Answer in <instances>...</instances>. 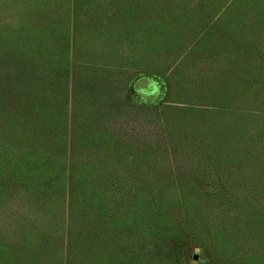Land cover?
<instances>
[{"label": "trees", "instance_id": "1", "mask_svg": "<svg viewBox=\"0 0 264 264\" xmlns=\"http://www.w3.org/2000/svg\"><path fill=\"white\" fill-rule=\"evenodd\" d=\"M174 1L73 0L64 23L37 5L52 0H0V264H173L174 203L195 209L196 181L214 206L211 246L227 260L216 264H264L263 0H229L217 16L245 1L256 14L208 37L224 41L215 65L238 80L220 68L193 79H214L213 101L226 105L165 101L185 117L161 126L157 149L148 129L118 128L124 114L101 100L161 53L157 30L190 7ZM94 40L123 64L86 60Z\"/></svg>", "mask_w": 264, "mask_h": 264}, {"label": "rangeland", "instance_id": "2", "mask_svg": "<svg viewBox=\"0 0 264 264\" xmlns=\"http://www.w3.org/2000/svg\"><path fill=\"white\" fill-rule=\"evenodd\" d=\"M52 1L53 2H48L47 4L38 2L37 5L39 8L43 7L48 10L46 13L48 17H53L61 22L68 23L71 16L70 10L73 6V0ZM153 1L155 2V0ZM159 1L167 6L170 5V2L174 5L181 2L174 0ZM159 1L156 0L157 3ZM228 1L229 0L185 1V3L190 5L187 13L177 15L173 18L167 23L166 29L164 27L157 30L159 34L162 33L163 30L166 32L165 35H163V43L159 48L161 53L155 55L154 60L147 59L146 63L148 66H141L137 71H134V68L126 72L124 71L122 74L123 77L119 79L116 88H114V91H117V97L114 100L111 101L101 94V100L103 102L111 104L117 113L124 114L121 120H118V128L125 130L132 127L142 128L143 130L148 129L146 132L148 138H155L152 144L150 143L149 149H157L159 144H165L163 133L160 132L161 126L174 122L179 123L182 118L185 117L183 113L181 118H174L176 114L175 106L164 103L165 101H188V99L193 96L194 101L197 103H205L206 100L207 103L213 102L219 105H226L225 102L213 101L214 79L207 81L201 80L199 82H193V79L197 77V73H202L201 75L205 73L209 76L213 74L212 70H218L220 68L218 77H223V79L226 80L229 78L238 80V76L235 74L236 68L232 69L231 66L226 64L220 67L215 65L218 61L221 63L219 59L220 56L218 55L227 50L224 41L215 40L218 39V33H221L218 36L224 35L222 32L229 26H236L234 23L241 20L240 17H246L248 20L250 17H254L256 11L253 9V3L248 4L247 1H245L244 4L241 3L234 7V16L232 10L228 9L223 10V13L217 16L216 14ZM258 3L262 6L264 0L262 4L258 0ZM31 5L34 6V3L32 2ZM54 6H56V8H53ZM155 20H157V18H155ZM206 29H210L211 32H206ZM201 33H204L203 36H200ZM211 34L215 36L214 41L208 38ZM197 37H200V39L198 43L192 47L190 42ZM95 41L96 40H94L93 49L89 50V53H86L84 57L86 60L97 59L99 62L111 64H118L117 62L119 61V64H123L120 58L110 55L108 44H104L100 41L96 43ZM117 49V53H125V51L127 52L128 50L126 46L125 48L120 46L119 48L117 47ZM86 50L88 51V49ZM183 53V57H180ZM215 54H217V56H215ZM208 63L210 64L205 68ZM171 66H173V68L170 71ZM142 68L144 70H141ZM176 68H179V71H176ZM190 79L192 80L190 81ZM239 82L244 83L242 79H239ZM225 83V80H223L221 85L225 86ZM240 93L243 94V90ZM201 97H204L205 100ZM250 98L251 97L247 93L246 96H239L236 101L242 106H250L252 101L248 104L245 103ZM160 102L161 105L159 104ZM62 108H64L62 113L65 115L67 109L63 107V105ZM222 117L224 116H220V118ZM149 142L146 139L147 146ZM173 181L174 180H172V185ZM192 183L195 186L193 192L198 195L199 205H197L195 209H183L179 202L176 201V203H174L173 219L175 226L179 229L180 239L176 244H174V241H170L168 244L170 249H166V252L172 255L169 261L173 264H216L220 260L226 262L227 260L219 258V255L214 252L211 246L210 229L216 226L217 222L211 215V210L214 206L208 195L209 193L207 194L208 191L203 184L197 181ZM202 206L204 208H202ZM192 210L195 211V213L200 211L199 215H197V217L196 215H192ZM188 215L191 216L190 219H188ZM228 234L229 233H227L226 236ZM244 247L238 250L242 254L247 251ZM194 255H196V257H194Z\"/></svg>", "mask_w": 264, "mask_h": 264}, {"label": "water", "instance_id": "3", "mask_svg": "<svg viewBox=\"0 0 264 264\" xmlns=\"http://www.w3.org/2000/svg\"><path fill=\"white\" fill-rule=\"evenodd\" d=\"M194 257H196V255H194Z\"/></svg>", "mask_w": 264, "mask_h": 264}]
</instances>
